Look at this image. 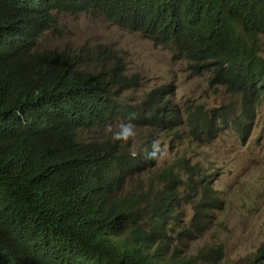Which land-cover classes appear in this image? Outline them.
<instances>
[{"label": "trees", "instance_id": "16d2710c", "mask_svg": "<svg viewBox=\"0 0 264 264\" xmlns=\"http://www.w3.org/2000/svg\"><path fill=\"white\" fill-rule=\"evenodd\" d=\"M79 13L169 47L194 74H209L237 97L238 107L191 121L196 137L223 129L244 137L264 104V0H0V264H219L221 245L186 257L167 251L184 196L199 197L192 231H181L188 236L220 208L210 181L198 171L160 172L146 151L111 137L82 138L129 116L142 126L171 116L165 86L140 104L123 100L138 80L105 45L93 58L37 47L58 15ZM131 181L149 186L125 191Z\"/></svg>", "mask_w": 264, "mask_h": 264}, {"label": "rangeland", "instance_id": "374dc122", "mask_svg": "<svg viewBox=\"0 0 264 264\" xmlns=\"http://www.w3.org/2000/svg\"><path fill=\"white\" fill-rule=\"evenodd\" d=\"M260 56L264 59V35L260 36ZM98 45H105L125 63L126 74L136 76V87L123 92V100L140 104L147 93L165 86L166 113L172 118L163 125L136 126V136L124 146L131 152L149 150L154 140L165 149L160 160L150 164L158 171L171 167L183 178L198 171L220 201L218 209L210 210L207 223L191 232L190 219L198 198L184 196L178 213L172 218L173 232L168 253L179 256L197 254L201 249L221 245L224 257L219 264H243L259 249L264 253V104L257 109L251 131L244 137L223 129L213 139L196 137L190 120L200 119L209 109L238 107L236 96L224 88L213 86L209 74L196 75L183 60H175L166 46L154 45L137 33L118 28L102 16L79 13L57 16V28L45 32L38 40L39 49H56L70 53L84 51L95 57ZM173 109V111H172ZM119 122L113 123V132ZM112 138L106 128L82 138ZM150 164L144 169L146 174ZM137 186L131 181L124 190ZM185 188L180 187V191ZM264 260V258H263Z\"/></svg>", "mask_w": 264, "mask_h": 264}, {"label": "clouds", "instance_id": "9594fccd", "mask_svg": "<svg viewBox=\"0 0 264 264\" xmlns=\"http://www.w3.org/2000/svg\"><path fill=\"white\" fill-rule=\"evenodd\" d=\"M138 34V33H137ZM140 35V34H139ZM146 39V38H145ZM149 40V39H147ZM156 45V44H154ZM162 46V45H160ZM167 47V46H166ZM169 48V47H168ZM171 51V50H170ZM172 53V52H171ZM173 57V56H172ZM174 59V58H173ZM184 61V60H183ZM188 66V64H187ZM204 74V73H203ZM127 75V74H126ZM202 75V74H201ZM173 111V109H172ZM167 115L170 114L172 118V113H166ZM170 118V119H171ZM134 119V116H129L127 120H121L117 125V130L113 132L112 126L108 125L106 126V131L112 133V139L113 141L121 142V143H128L130 140H132L136 136V126L134 123H132V120ZM170 119H167V122H169ZM193 120H190V122ZM165 123V124H166ZM192 126L194 124L191 122ZM193 129V127H192ZM110 138V137H108ZM204 138V137H203ZM206 139V138H204ZM100 140V139H99ZM147 155L146 159L150 160H160L165 155V149L162 147L161 142L159 140H154L151 144V151H148L145 149ZM183 178V177H182ZM207 181V180H206ZM209 181V180H208ZM210 183V182H209ZM212 190V189H211ZM213 192V191H212ZM214 195V194H213ZM216 197V196H215ZM217 198V197H216ZM218 199V198H217ZM219 200V199H218ZM220 201V200H219ZM221 202V201H220ZM264 254L262 249H259L250 259L246 260L244 263H246L249 260H252L256 254ZM262 262L264 263V260L262 259ZM243 263V264H244Z\"/></svg>", "mask_w": 264, "mask_h": 264}]
</instances>
